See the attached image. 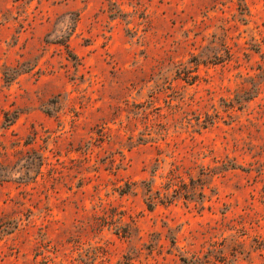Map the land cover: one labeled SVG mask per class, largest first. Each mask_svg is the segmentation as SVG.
Here are the masks:
<instances>
[{
    "label": "rangeland",
    "instance_id": "374dc122",
    "mask_svg": "<svg viewBox=\"0 0 264 264\" xmlns=\"http://www.w3.org/2000/svg\"><path fill=\"white\" fill-rule=\"evenodd\" d=\"M0 264H264V0H0Z\"/></svg>",
    "mask_w": 264,
    "mask_h": 264
}]
</instances>
